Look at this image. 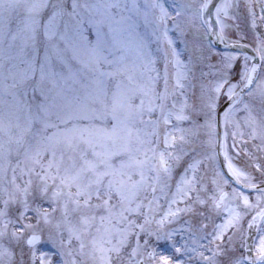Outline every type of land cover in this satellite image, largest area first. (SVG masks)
Returning a JSON list of instances; mask_svg holds the SVG:
<instances>
[{"label":"rangeland","instance_id":"obj_1","mask_svg":"<svg viewBox=\"0 0 264 264\" xmlns=\"http://www.w3.org/2000/svg\"><path fill=\"white\" fill-rule=\"evenodd\" d=\"M209 4L0 0V264H247L264 192L225 176L217 112L250 60L211 46ZM216 18L261 56L223 122L232 174L261 184L264 0Z\"/></svg>","mask_w":264,"mask_h":264},{"label":"water","instance_id":"obj_2","mask_svg":"<svg viewBox=\"0 0 264 264\" xmlns=\"http://www.w3.org/2000/svg\"><path fill=\"white\" fill-rule=\"evenodd\" d=\"M222 0H212L208 9L205 13V20L208 21V17H210L213 28L210 31V42L214 48L225 50V51H235V52H242L254 58L251 63L250 69L246 76L245 82L236 90V92L220 107L218 111L217 117V128H218V155L220 162L222 164V168L226 172V174L233 179L236 185L245 192H259L264 190V184L250 186L245 185L242 182L238 181L236 178L232 176L229 171L227 161L223 155V117L224 115L232 108V106L254 85L256 78L258 77L259 70H260V58L257 53L249 46L240 44V43H225L220 40L219 37V26L215 18V10L218 4ZM259 219V214L256 215L253 222L250 225V230L246 237V245H247V256L249 259L256 263L261 262L264 260V255L260 258H254L253 256V246L254 241L256 238V227H257V220ZM42 236L37 235L33 236L30 240V244L34 245L38 241H41Z\"/></svg>","mask_w":264,"mask_h":264},{"label":"flooded vegetation","instance_id":"obj_3","mask_svg":"<svg viewBox=\"0 0 264 264\" xmlns=\"http://www.w3.org/2000/svg\"><path fill=\"white\" fill-rule=\"evenodd\" d=\"M263 218H264V217H262V219H259V225H258V231H257V233L260 232V228H261L262 223H263ZM261 254H262V253H259L258 255H261ZM261 264H264V263H261Z\"/></svg>","mask_w":264,"mask_h":264}]
</instances>
